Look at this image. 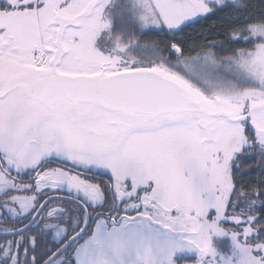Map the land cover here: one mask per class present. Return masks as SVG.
I'll use <instances>...</instances> for the list:
<instances>
[{
  "label": "snow or ice",
  "instance_id": "snow-or-ice-1",
  "mask_svg": "<svg viewBox=\"0 0 264 264\" xmlns=\"http://www.w3.org/2000/svg\"><path fill=\"white\" fill-rule=\"evenodd\" d=\"M111 7L0 4V264H264V7L131 0L150 55ZM224 9L247 47L176 39Z\"/></svg>",
  "mask_w": 264,
  "mask_h": 264
},
{
  "label": "rangeland",
  "instance_id": "rangeland-1",
  "mask_svg": "<svg viewBox=\"0 0 264 264\" xmlns=\"http://www.w3.org/2000/svg\"><path fill=\"white\" fill-rule=\"evenodd\" d=\"M131 0H113V7L108 11L111 13L112 28L111 32L115 35H121L122 39L127 41L129 38L133 39L139 45L147 44L148 47L144 49L137 48L136 52H142L145 55L151 54L152 44L147 42L150 36H155L156 29H144L142 30L130 10ZM106 33H102L97 40V46L102 47L105 43ZM214 214V213H210ZM226 228L232 229L236 228V225L230 221L224 222ZM213 247L220 253L229 254L231 250V241L225 237H213L212 238ZM174 259L177 264H194L197 259V253L195 251L188 252H178L175 254Z\"/></svg>",
  "mask_w": 264,
  "mask_h": 264
},
{
  "label": "trees",
  "instance_id": "trees-1",
  "mask_svg": "<svg viewBox=\"0 0 264 264\" xmlns=\"http://www.w3.org/2000/svg\"><path fill=\"white\" fill-rule=\"evenodd\" d=\"M249 7L247 9L240 10L239 15L241 20L244 15L249 12L258 13L262 7H264V0H246ZM234 15L232 10L224 9L223 11L209 15L206 19L197 22L195 28H189L184 33H180L176 37L177 40H182L186 47L193 45H209L212 42H223L221 45L217 43L216 51L220 55H228L233 48L236 47H247L248 45L242 42H233L228 39V33L232 27L240 20L232 19ZM157 31L155 37L170 39V34ZM195 54V51L192 53Z\"/></svg>",
  "mask_w": 264,
  "mask_h": 264
},
{
  "label": "flooded vegetation",
  "instance_id": "flooded-vegetation-1",
  "mask_svg": "<svg viewBox=\"0 0 264 264\" xmlns=\"http://www.w3.org/2000/svg\"><path fill=\"white\" fill-rule=\"evenodd\" d=\"M3 3V0H0V4H2ZM164 34V33H163ZM162 34H160V38H157V37H155V36H150L148 39H147V42H149L150 44H152L151 42H153V41H158L161 45H163L164 43H166L169 39H164V38H162V36H161ZM70 166V165H69ZM26 178V177H25ZM99 179L101 180V181H103V180H106L107 179V177L106 176H99Z\"/></svg>",
  "mask_w": 264,
  "mask_h": 264
}]
</instances>
